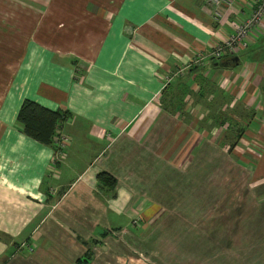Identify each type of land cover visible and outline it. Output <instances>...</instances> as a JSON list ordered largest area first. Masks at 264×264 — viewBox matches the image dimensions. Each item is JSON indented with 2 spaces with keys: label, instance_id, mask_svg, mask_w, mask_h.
Segmentation results:
<instances>
[{
  "label": "crops",
  "instance_id": "0c3cea01",
  "mask_svg": "<svg viewBox=\"0 0 264 264\" xmlns=\"http://www.w3.org/2000/svg\"><path fill=\"white\" fill-rule=\"evenodd\" d=\"M38 1L55 9L40 11L0 95V264H172L133 251L161 213L199 207L202 150L264 131V22L233 66L216 67L211 51L240 19L222 9L215 21L203 0ZM24 101L68 114L59 152L21 132Z\"/></svg>",
  "mask_w": 264,
  "mask_h": 264
},
{
  "label": "rangeland",
  "instance_id": "374dc122",
  "mask_svg": "<svg viewBox=\"0 0 264 264\" xmlns=\"http://www.w3.org/2000/svg\"><path fill=\"white\" fill-rule=\"evenodd\" d=\"M26 1L0 0V95L31 32L42 26V9H55L46 0ZM243 128L236 150L224 153L211 143L197 156L191 168L196 211L158 215L151 240L133 255L171 257L172 264H264V131ZM238 158L251 160L241 166Z\"/></svg>",
  "mask_w": 264,
  "mask_h": 264
},
{
  "label": "built area",
  "instance_id": "2783aa9c",
  "mask_svg": "<svg viewBox=\"0 0 264 264\" xmlns=\"http://www.w3.org/2000/svg\"><path fill=\"white\" fill-rule=\"evenodd\" d=\"M207 6L213 9V18L219 22L222 18L221 10L225 9L234 13L239 17V23L233 30L232 34L225 40L218 43L211 51L209 56L212 61H220L226 57H233L240 52L246 51L251 44L253 33L262 26L264 22V0H245L246 6L249 10L247 16H244L237 9V2L240 0H203ZM203 59L196 57L192 63L188 66H202ZM185 70H179L172 74L171 77L164 79L165 86L169 85L173 78L183 76ZM63 137H59L56 140V145L62 148L65 143Z\"/></svg>",
  "mask_w": 264,
  "mask_h": 264
},
{
  "label": "trees",
  "instance_id": "16d2710c",
  "mask_svg": "<svg viewBox=\"0 0 264 264\" xmlns=\"http://www.w3.org/2000/svg\"><path fill=\"white\" fill-rule=\"evenodd\" d=\"M229 59V57H226L220 61H211L213 65L217 62L216 67H220L221 64L227 63ZM67 118L68 114L66 112H50L32 102L24 101L18 112L16 122L21 126V132L25 136L41 145L52 148L57 153L60 150L56 145V140L60 137L58 127ZM232 150L233 148H230L228 152H232ZM99 180L102 184L111 188H114L116 184L113 179L105 174H100Z\"/></svg>",
  "mask_w": 264,
  "mask_h": 264
},
{
  "label": "water",
  "instance_id": "95a60500",
  "mask_svg": "<svg viewBox=\"0 0 264 264\" xmlns=\"http://www.w3.org/2000/svg\"><path fill=\"white\" fill-rule=\"evenodd\" d=\"M234 61L237 62V59L236 58H234V59L230 58L227 63H223V64H221V66H223V67H227L228 65L233 66L231 63L234 62Z\"/></svg>",
  "mask_w": 264,
  "mask_h": 264
}]
</instances>
